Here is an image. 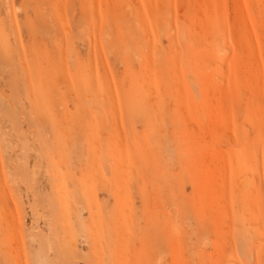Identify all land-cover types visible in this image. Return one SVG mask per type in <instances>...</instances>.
<instances>
[{
    "label": "rangeland",
    "instance_id": "374dc122",
    "mask_svg": "<svg viewBox=\"0 0 264 264\" xmlns=\"http://www.w3.org/2000/svg\"><path fill=\"white\" fill-rule=\"evenodd\" d=\"M0 264H264V0H0Z\"/></svg>",
    "mask_w": 264,
    "mask_h": 264
},
{
    "label": "bare ground",
    "instance_id": "6f19581e",
    "mask_svg": "<svg viewBox=\"0 0 264 264\" xmlns=\"http://www.w3.org/2000/svg\"><path fill=\"white\" fill-rule=\"evenodd\" d=\"M191 76V75H190ZM194 84V83H193ZM197 88V87H196ZM241 237V236H240Z\"/></svg>",
    "mask_w": 264,
    "mask_h": 264
}]
</instances>
